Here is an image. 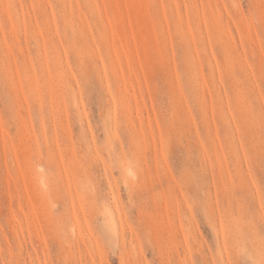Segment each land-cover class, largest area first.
<instances>
[{"label":"rangeland","instance_id":"rangeland-1","mask_svg":"<svg viewBox=\"0 0 264 264\" xmlns=\"http://www.w3.org/2000/svg\"><path fill=\"white\" fill-rule=\"evenodd\" d=\"M262 230L264 0H0V264H261Z\"/></svg>","mask_w":264,"mask_h":264},{"label":"snow or ice","instance_id":"snow-or-ice-1","mask_svg":"<svg viewBox=\"0 0 264 264\" xmlns=\"http://www.w3.org/2000/svg\"><path fill=\"white\" fill-rule=\"evenodd\" d=\"M261 235L264 236V230L261 231ZM217 264H228L227 261L224 260H218ZM245 264H252L251 261H245ZM261 264H264V262H261Z\"/></svg>","mask_w":264,"mask_h":264},{"label":"bare ground","instance_id":"bare-ground-1","mask_svg":"<svg viewBox=\"0 0 264 264\" xmlns=\"http://www.w3.org/2000/svg\"><path fill=\"white\" fill-rule=\"evenodd\" d=\"M107 215H109V216H108V217H109V219H108L109 222L112 223L113 225H115V224H114V218L112 217V215H110L109 213H108ZM112 224H110V225H112ZM111 227H112V226H111Z\"/></svg>","mask_w":264,"mask_h":264}]
</instances>
